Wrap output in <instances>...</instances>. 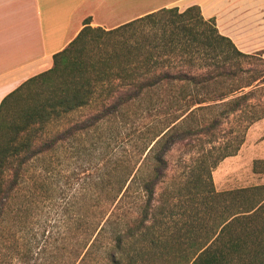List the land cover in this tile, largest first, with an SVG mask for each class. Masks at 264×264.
Listing matches in <instances>:
<instances>
[{
  "label": "trees",
  "instance_id": "obj_1",
  "mask_svg": "<svg viewBox=\"0 0 264 264\" xmlns=\"http://www.w3.org/2000/svg\"><path fill=\"white\" fill-rule=\"evenodd\" d=\"M256 60L198 5L110 29L87 19L1 102L0 264H264V183L219 191L212 175L264 118ZM143 109L162 125L134 160L112 151L129 123L143 139ZM230 116L236 136L216 142ZM182 133L211 136L160 192Z\"/></svg>",
  "mask_w": 264,
  "mask_h": 264
},
{
  "label": "crops",
  "instance_id": "obj_2",
  "mask_svg": "<svg viewBox=\"0 0 264 264\" xmlns=\"http://www.w3.org/2000/svg\"><path fill=\"white\" fill-rule=\"evenodd\" d=\"M198 5L245 53H264V0H0V105L85 26L117 27L164 7Z\"/></svg>",
  "mask_w": 264,
  "mask_h": 264
},
{
  "label": "rangeland",
  "instance_id": "obj_3",
  "mask_svg": "<svg viewBox=\"0 0 264 264\" xmlns=\"http://www.w3.org/2000/svg\"><path fill=\"white\" fill-rule=\"evenodd\" d=\"M256 54V63L258 64V69L264 70V62L262 58H264L263 51H259L254 53ZM247 65V64H246ZM262 90L257 93V98L259 99L263 97L264 99V84L262 85ZM249 89V88H247ZM89 109H85L83 113H81L80 117H87L90 114ZM152 113L148 111V109H143L142 116L138 117L135 121V124L138 125V129H142L143 139L139 140V134L141 132H136L134 134H130L132 130L130 124H128V132L125 131L120 135L117 141L113 143L112 151H119L120 153H129V156H133V160L135 159V153L133 150H136L139 146L144 145L146 141H148L149 135L146 134V131L150 127L161 126L162 124V114L151 115ZM121 123H115V130H118V126ZM235 125L234 118L232 116L225 119L224 123L220 128H217L213 131H217L218 140L216 142H221V139L227 140L228 137L236 136V132L229 133L230 128ZM113 127V126H112ZM121 129H125L119 127ZM158 128V127H157ZM130 130V131H129ZM221 130V131H220ZM225 130L226 132H224ZM225 133L227 134L225 136ZM224 135L223 138H220ZM211 135L208 134H199L192 135L182 133L183 141L179 143H171L167 145L168 150H166L165 156L170 159L169 169L172 170L169 172V179L167 182L161 184L159 191L161 192L164 187H166L173 180L171 178L178 176L179 173L183 171V167L179 166V163L184 160L192 161L191 158L198 155L196 154V147H198L202 142L201 139L208 140ZM135 137V138H133ZM205 143V142H204ZM223 143V142H222ZM208 146V145H207ZM264 160V118L255 122L248 130L246 134L245 142L242 144L240 150L237 154L226 157L223 159L214 169H213V180L215 183V187L217 190H228L235 189L245 186H252L257 184L264 183V172H255L254 171V161L255 160ZM8 264H32L31 262H20L19 258L11 257L7 259ZM1 263V262H0Z\"/></svg>",
  "mask_w": 264,
  "mask_h": 264
}]
</instances>
